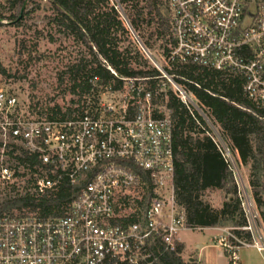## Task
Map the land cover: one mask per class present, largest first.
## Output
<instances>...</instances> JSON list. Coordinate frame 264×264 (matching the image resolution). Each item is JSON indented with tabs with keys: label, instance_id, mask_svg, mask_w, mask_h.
Here are the masks:
<instances>
[{
	"label": "built area",
	"instance_id": "obj_1",
	"mask_svg": "<svg viewBox=\"0 0 264 264\" xmlns=\"http://www.w3.org/2000/svg\"><path fill=\"white\" fill-rule=\"evenodd\" d=\"M166 3L167 61L239 74L246 96L264 103V0ZM154 64L160 77H123L111 68L117 83L88 77L80 104L63 118L13 115L16 98L0 89V182L12 189L7 199L64 195L46 213L30 205L0 212V264H155V238L165 249L174 248L178 231L187 228L173 187L174 121L154 96L169 85L184 104L195 103ZM23 154L35 162L19 158ZM229 166L245 217L237 228L249 238L234 227H217L215 244L227 264H239L241 247L264 254V225L252 195Z\"/></svg>",
	"mask_w": 264,
	"mask_h": 264
},
{
	"label": "trees",
	"instance_id": "obj_2",
	"mask_svg": "<svg viewBox=\"0 0 264 264\" xmlns=\"http://www.w3.org/2000/svg\"><path fill=\"white\" fill-rule=\"evenodd\" d=\"M30 0H11L15 8L12 18L17 20L23 12V5ZM53 9L52 21L61 31L82 43L90 55L88 70L82 61L72 65L73 74H82V79L73 78L72 91L80 93L88 90V77L98 75L105 82L115 78L109 68L123 77H160L156 68L133 67L143 58L135 47L121 49L117 33L130 37V31L140 36L143 22L150 26L157 21V35L168 29L167 18L156 0H118L121 10L110 0H46ZM143 2V4H141ZM0 19H6L0 13ZM170 42V41H169ZM142 45L148 49L145 42ZM169 48L165 49L167 56ZM171 67H163L178 84L185 86L197 100V105L218 129L220 137L242 165H249L248 184L253 200L260 209L264 224V103L256 102L243 91L244 78L239 74L202 68L193 63L170 62ZM157 78L151 80L152 89H157ZM166 97V98H165ZM158 105L171 110L174 121V175L173 187L176 204L183 209L184 224L187 228L234 227V233L248 239L249 234L238 229L245 224V217L236 195L232 170L225 161L215 141L207 134L210 132L202 116L190 110L171 90L159 91L154 96ZM59 111V109L57 110ZM53 111L48 118H56ZM62 114L61 118L68 116ZM1 144V143H0ZM19 158L35 162L33 157L20 155ZM219 189L227 197L219 208L212 207L203 199L206 191ZM150 193L145 194V204ZM64 197L39 199L23 197L6 199L0 203V212L22 205L40 206L46 213L52 204H58ZM135 217L127 220L133 221ZM156 255L155 264H199L193 258L184 260L181 253L183 243L174 242L172 250L165 249L159 237L151 246Z\"/></svg>",
	"mask_w": 264,
	"mask_h": 264
},
{
	"label": "rangeland",
	"instance_id": "obj_3",
	"mask_svg": "<svg viewBox=\"0 0 264 264\" xmlns=\"http://www.w3.org/2000/svg\"><path fill=\"white\" fill-rule=\"evenodd\" d=\"M10 1L0 0V13L6 17V19H0V89L7 96L16 98L15 108L10 112L24 119L47 118L48 115L58 109L56 114L58 118L67 112L73 113L80 104L82 94L78 88L74 92L72 91V79L76 78L78 82L79 79H82V74L90 68L89 60L91 58L88 51L82 43L76 41L71 35L62 32L60 27L55 25L52 21L53 9L48 1H26L23 5V12L17 20L12 18L15 8ZM156 1L162 13L168 18L166 0ZM110 3L116 4L117 9L121 10L118 0H110ZM156 26L157 21L150 26L143 22L139 31L140 36L133 34L132 31H130V37L121 31L117 33L116 36L120 40L121 49L131 48L129 50L131 54L134 53L135 47L140 50L143 58L141 61L138 60L139 64L133 63V67L146 69L144 61L150 68H155L154 61L162 68L171 67L165 55V49L170 45L168 29L164 30L165 32L161 35H157ZM142 41L147 44L148 49L142 45ZM80 61L86 64L85 71L78 75L71 73L72 65ZM181 86L189 92L185 86ZM163 87V91L171 89L169 85ZM175 94L179 97L178 93ZM191 95L195 104L187 102L186 107L197 111L202 116L210 129L209 133L218 144L217 147L222 150L233 168L234 176L246 185L252 195L248 184L249 165L240 164L236 155L230 150V155L227 156L225 150L227 145L220 137L217 127L201 111L196 98L192 93ZM4 161L6 164L11 162L6 156H3ZM9 196H12V189L4 182H0V201ZM225 197L227 196L222 190L214 189L206 191L203 199L212 207L219 208ZM257 209L260 213V209ZM180 210L183 212L181 207ZM217 232V235L212 238L214 243H216L219 234V231ZM213 233L208 230L203 231L202 228H196L183 229L179 235L189 246L193 245L194 240L202 241L205 238H210ZM207 244L209 246L204 249L203 258H209L212 264H222L225 259L223 249L218 245H212L210 242ZM196 252V247L189 250L184 248L181 255L186 261L191 260L190 258H195L198 261ZM198 263L200 264L199 261Z\"/></svg>",
	"mask_w": 264,
	"mask_h": 264
},
{
	"label": "crops",
	"instance_id": "obj_4",
	"mask_svg": "<svg viewBox=\"0 0 264 264\" xmlns=\"http://www.w3.org/2000/svg\"><path fill=\"white\" fill-rule=\"evenodd\" d=\"M219 190V189H217ZM217 227H207V228H202V230H208V231H212L214 232L212 234V236H210V238H205L202 241H198V240H194L193 241V245H189L187 246V243L185 242V240H183V238L179 235V232L183 229H189V228H183L180 229L177 233V240L181 243H183L184 248L186 250L191 249L192 247H196L197 248V252H196V257L198 259V261L200 262V264H212L211 260L209 258H203V252L204 249L206 248V246H209L207 243H211L212 245H216L213 241L212 238L213 236L217 235ZM217 232V233H216ZM204 241V242H203ZM238 255H239V264H264V254L258 252L256 249L252 248V247H241L238 251ZM201 256V257H200ZM224 261L222 264H227V258L224 254ZM193 259V258H190Z\"/></svg>",
	"mask_w": 264,
	"mask_h": 264
}]
</instances>
